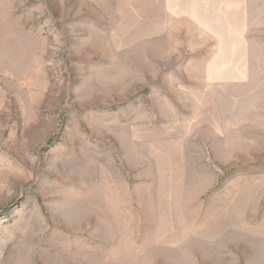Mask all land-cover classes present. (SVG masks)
Segmentation results:
<instances>
[{
    "label": "rangeland",
    "instance_id": "374dc122",
    "mask_svg": "<svg viewBox=\"0 0 264 264\" xmlns=\"http://www.w3.org/2000/svg\"><path fill=\"white\" fill-rule=\"evenodd\" d=\"M0 264H264V0H0Z\"/></svg>",
    "mask_w": 264,
    "mask_h": 264
}]
</instances>
